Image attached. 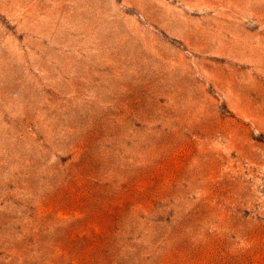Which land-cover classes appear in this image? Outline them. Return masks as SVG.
Listing matches in <instances>:
<instances>
[{
  "label": "rangeland",
  "instance_id": "obj_1",
  "mask_svg": "<svg viewBox=\"0 0 264 264\" xmlns=\"http://www.w3.org/2000/svg\"><path fill=\"white\" fill-rule=\"evenodd\" d=\"M0 264H264V0H0Z\"/></svg>",
  "mask_w": 264,
  "mask_h": 264
}]
</instances>
